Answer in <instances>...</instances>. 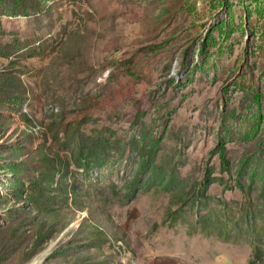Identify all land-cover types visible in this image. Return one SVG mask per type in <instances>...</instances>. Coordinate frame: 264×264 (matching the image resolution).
Listing matches in <instances>:
<instances>
[{"label": "rangeland", "instance_id": "374dc122", "mask_svg": "<svg viewBox=\"0 0 264 264\" xmlns=\"http://www.w3.org/2000/svg\"><path fill=\"white\" fill-rule=\"evenodd\" d=\"M0 264H264V0H0Z\"/></svg>", "mask_w": 264, "mask_h": 264}, {"label": "bare ground", "instance_id": "6f19581e", "mask_svg": "<svg viewBox=\"0 0 264 264\" xmlns=\"http://www.w3.org/2000/svg\"><path fill=\"white\" fill-rule=\"evenodd\" d=\"M48 250V249H47ZM39 259V258H38ZM35 261V260H34Z\"/></svg>", "mask_w": 264, "mask_h": 264}]
</instances>
